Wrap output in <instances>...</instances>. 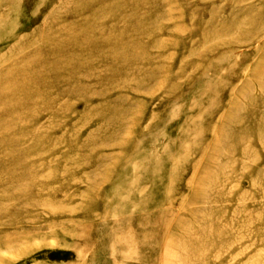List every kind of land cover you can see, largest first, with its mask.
Instances as JSON below:
<instances>
[{
	"label": "rangeland",
	"instance_id": "rangeland-1",
	"mask_svg": "<svg viewBox=\"0 0 264 264\" xmlns=\"http://www.w3.org/2000/svg\"><path fill=\"white\" fill-rule=\"evenodd\" d=\"M0 264H264V0H0Z\"/></svg>",
	"mask_w": 264,
	"mask_h": 264
}]
</instances>
